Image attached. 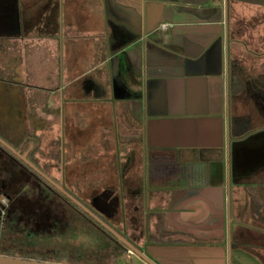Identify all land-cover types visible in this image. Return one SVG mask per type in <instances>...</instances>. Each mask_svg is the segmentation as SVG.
I'll use <instances>...</instances> for the list:
<instances>
[{
	"label": "crops",
	"instance_id": "1",
	"mask_svg": "<svg viewBox=\"0 0 264 264\" xmlns=\"http://www.w3.org/2000/svg\"><path fill=\"white\" fill-rule=\"evenodd\" d=\"M0 90L17 113L78 110L81 157L128 168L137 246L225 264L230 181L264 185V0H0ZM158 217L170 241L147 240Z\"/></svg>",
	"mask_w": 264,
	"mask_h": 264
},
{
	"label": "rangeland",
	"instance_id": "2",
	"mask_svg": "<svg viewBox=\"0 0 264 264\" xmlns=\"http://www.w3.org/2000/svg\"><path fill=\"white\" fill-rule=\"evenodd\" d=\"M10 96L0 90V132L11 143L6 144L17 152L19 148L20 154L26 153V160L42 174L77 201L91 206L95 213L99 210L93 206L94 198L101 199L103 195L116 198L117 214L104 216L113 229L128 236L124 216L130 210L121 203L126 197L122 176L128 174V168L124 164L120 168L117 158L81 157L78 110L69 115L72 120L59 111L50 121L48 112L17 113ZM68 122L70 126L66 127ZM32 125L41 127L40 137L34 135ZM23 169L0 151V249L11 250L9 255L15 258L26 256L20 252L47 250L50 253L46 259L50 262L59 259L62 264H146L127 249L116 260L95 257L103 253L100 249L107 245L105 237ZM257 180L254 178L248 186L236 184L235 179L230 181L225 264H264V185L254 188L259 185ZM245 187L250 190L246 192L242 189ZM146 228L149 229V223L145 224V233Z\"/></svg>",
	"mask_w": 264,
	"mask_h": 264
},
{
	"label": "trees",
	"instance_id": "3",
	"mask_svg": "<svg viewBox=\"0 0 264 264\" xmlns=\"http://www.w3.org/2000/svg\"><path fill=\"white\" fill-rule=\"evenodd\" d=\"M232 79L235 81V77H232ZM0 138L6 142L7 144H11L9 142V140L7 139V137L0 132ZM0 148L6 153L8 154L15 162H17L18 165H20L21 167H23L26 171H28L32 176H34L38 183L41 185L42 188H46L52 192H54L56 195H58L65 203H67L68 205H70L73 209L76 210V212L79 213V215H81L82 217H84L87 222L96 230L98 231L101 235H103L105 238V240L107 241V245L104 246V248L100 249V252H103L102 254H97L94 255L95 257H103V259H109L112 258L113 260H116L117 258L122 256V251H124L126 248L120 243L118 242L110 233H108L103 227H101L98 223H96L92 218H90L87 214H85L79 207H77L74 203H72L70 200H68L66 197H64L61 193H59L53 186H51L47 181H45L41 176H39L36 172H34L32 169H30L25 163H23L20 159H18L15 155H13L11 152H9L5 147H3L2 145H0ZM149 219V217H148ZM158 224H157V232H150L148 231V241L149 242H154V241H158V239L163 238L164 241H170V239H168V235H170L169 231H165L162 228V225L160 223L161 221V217H158ZM158 233V234H157ZM158 237V238H157ZM168 237V238H167ZM11 252V250L9 249H0V255L1 256H6V257H13L9 255V253ZM99 252V253H100ZM26 256L24 257H20L23 259H30V260H36V261H49L48 259H46V257H48L49 255V251L45 250V251H41V250H30L29 252H20ZM36 258H40V259H36ZM101 260V261H102ZM54 263H60L59 259L55 260V261H51ZM91 264V263H90ZM105 264V263H103Z\"/></svg>",
	"mask_w": 264,
	"mask_h": 264
},
{
	"label": "water",
	"instance_id": "4",
	"mask_svg": "<svg viewBox=\"0 0 264 264\" xmlns=\"http://www.w3.org/2000/svg\"><path fill=\"white\" fill-rule=\"evenodd\" d=\"M0 144L4 146L9 152L18 157L23 163H25L30 169L36 172L39 176H41L45 181H47L51 186H53L59 193H61L64 197L74 203L77 207H79L82 211L88 214L95 222H97L101 227H103L108 233H110L118 242H120L128 251L132 254L137 255L141 260H143L146 264H154V262L149 258V251H144L137 246H134L127 240H125L120 234H118L115 230H113L110 226L102 222L98 217H96L92 212L86 209L81 202L77 201L73 196H71L66 190H64L61 186L50 180L44 174H42L33 164H31L28 160H26V153L20 154L19 152L12 149L8 146L3 140L0 139ZM146 252V254H145ZM152 258V257H151ZM0 264H62V263H54L49 261H35V260H27L21 258H13L6 257L0 255Z\"/></svg>",
	"mask_w": 264,
	"mask_h": 264
},
{
	"label": "flooded vegetation",
	"instance_id": "5",
	"mask_svg": "<svg viewBox=\"0 0 264 264\" xmlns=\"http://www.w3.org/2000/svg\"><path fill=\"white\" fill-rule=\"evenodd\" d=\"M6 143V142H5ZM1 145V144H0ZM4 147V146H3ZM0 151L2 154H5L6 156H8L11 160L12 158L6 154L1 148H0ZM24 171H26L25 169H23ZM28 172V171H26ZM34 177V176H32ZM35 178V177H34ZM36 179V178H35ZM37 181V179H36ZM38 182V181H37ZM40 185V184H39ZM43 189H46V188H43ZM112 195H103V197L100 199V198H94L93 199V206H96L97 209L99 210V213H95V211H93L92 207L91 206H87L85 204H82L86 209H88L90 212H92L96 217H98L102 222H104L105 224H107L108 226H110L112 228V225L108 222L107 218L104 216L105 214H108V215H111V216H114L117 214V211H118V208H116V203L115 202L117 199L114 198L113 196L111 197ZM112 200L113 202H109L110 200ZM84 212V211H83ZM85 213V212H84ZM86 214V213H85ZM88 215V214H87ZM89 216V215H88ZM90 217V216H89ZM91 218V217H90ZM148 218V217H147ZM94 220V219H93ZM97 223V222H96ZM113 229V228H112ZM115 230V229H113ZM117 232V230H115ZM118 233V232H117ZM149 233V232H148ZM148 233H147V240H148ZM120 234V232L118 233ZM125 240H127L128 242H130L131 244H133L134 246H137L136 243H134L132 240H130L127 236H125L124 234H120ZM139 247V246H137ZM140 249H143L144 251L147 252V250L144 249V246L142 247H139ZM145 252V254H146ZM152 255H150V259L154 262V264H168L166 262H162L160 260H158V258H154L152 257Z\"/></svg>",
	"mask_w": 264,
	"mask_h": 264
},
{
	"label": "built area",
	"instance_id": "6",
	"mask_svg": "<svg viewBox=\"0 0 264 264\" xmlns=\"http://www.w3.org/2000/svg\"><path fill=\"white\" fill-rule=\"evenodd\" d=\"M166 28V26L164 25V26H161V29L162 30H164ZM129 253H130V251H129Z\"/></svg>",
	"mask_w": 264,
	"mask_h": 264
}]
</instances>
